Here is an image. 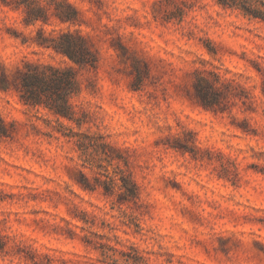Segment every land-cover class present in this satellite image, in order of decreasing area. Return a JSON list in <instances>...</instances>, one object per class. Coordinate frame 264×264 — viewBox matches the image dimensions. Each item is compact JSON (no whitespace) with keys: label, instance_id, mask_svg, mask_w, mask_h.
<instances>
[{"label":"rangeland","instance_id":"1","mask_svg":"<svg viewBox=\"0 0 264 264\" xmlns=\"http://www.w3.org/2000/svg\"><path fill=\"white\" fill-rule=\"evenodd\" d=\"M66 1L75 24L0 3V73L72 65L40 26L97 56L69 100L80 125L0 90V264H264V24L214 0ZM200 76L222 112L197 103ZM123 175L139 197L118 204Z\"/></svg>","mask_w":264,"mask_h":264},{"label":"trees","instance_id":"2","mask_svg":"<svg viewBox=\"0 0 264 264\" xmlns=\"http://www.w3.org/2000/svg\"><path fill=\"white\" fill-rule=\"evenodd\" d=\"M224 8L238 11L249 20H256L264 24V0H214ZM4 6L21 9L23 24L35 25L38 22L46 24L51 17L62 23L75 24L79 19V11L66 0H0ZM40 48L52 50L54 53L66 57L72 65L58 66L42 63H24L15 73H0V90L16 91L19 100L30 107H43L51 112L57 120L60 118L73 121L77 125L81 121L75 118L76 108L70 103V98L78 96L80 85L78 70L81 68H95L97 56L87 37L78 31L46 32L42 26L36 30L32 39ZM206 88L202 87V84ZM196 101L204 109L222 112L220 94L206 79L197 77L194 83ZM64 127L61 123H58ZM10 134L6 123L0 117V139ZM118 185V204L135 201L139 197L138 185L127 175L120 177ZM93 185L86 177L80 181L84 190L94 191L97 185H102L105 196L113 195L115 183L110 180H97Z\"/></svg>","mask_w":264,"mask_h":264}]
</instances>
